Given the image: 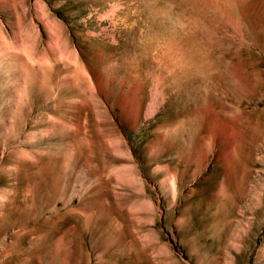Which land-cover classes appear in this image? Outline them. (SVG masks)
<instances>
[{
    "label": "rangeland",
    "instance_id": "1",
    "mask_svg": "<svg viewBox=\"0 0 264 264\" xmlns=\"http://www.w3.org/2000/svg\"><path fill=\"white\" fill-rule=\"evenodd\" d=\"M0 264H264V0H0Z\"/></svg>",
    "mask_w": 264,
    "mask_h": 264
}]
</instances>
